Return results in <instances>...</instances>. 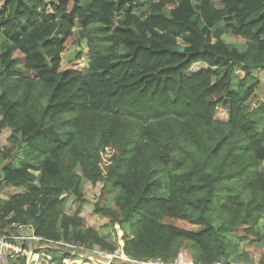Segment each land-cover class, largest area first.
<instances>
[{"label":"trees","instance_id":"trees-1","mask_svg":"<svg viewBox=\"0 0 264 264\" xmlns=\"http://www.w3.org/2000/svg\"><path fill=\"white\" fill-rule=\"evenodd\" d=\"M0 3V132L20 150L3 163L0 148V235L26 223L46 240L113 251L81 216L84 178L114 194L115 209L93 205L111 227L135 217L123 251L136 260L171 262L183 247L193 264H264V250L254 261L229 240L242 226L261 239L264 99L247 101L264 70V0ZM73 35L87 65L62 70ZM161 168L167 189L150 194ZM68 196L75 207L61 214ZM27 250L7 264H96L66 248Z\"/></svg>","mask_w":264,"mask_h":264},{"label":"rangeland","instance_id":"rangeland-1","mask_svg":"<svg viewBox=\"0 0 264 264\" xmlns=\"http://www.w3.org/2000/svg\"><path fill=\"white\" fill-rule=\"evenodd\" d=\"M1 4V3H0ZM206 40H211L213 42L214 40L211 38L213 29L212 27L207 24L205 30H204ZM223 39L226 42L232 43L234 46H236L239 50L242 48V40L235 36H225L223 35ZM76 36L73 35L65 44V50L61 54V69L62 70H70V71H77L80 70L82 67L87 65V58L85 57L87 46L84 44V42L76 43ZM21 67V66H20ZM253 74L258 77L259 79V86L255 90L254 94L251 96V98L247 101L248 105L250 107L257 106L261 101L264 99V70H255L253 71ZM10 132L9 130H4L0 132V148L6 147L9 150L10 154L8 158L3 162L6 163L9 161L13 154L20 155V150L14 142H12L10 138ZM2 164H0L1 167ZM37 174V172H35ZM79 173V172H78ZM81 173H79V176ZM154 181H158V183H152L150 182V194H163L165 193L167 189V177H166V170L165 168H161V170H158L155 175L153 176ZM158 179V180H157ZM81 191L83 193V197L85 199V204L83 206V209L81 211V216L84 218L86 225L94 228L98 233L102 234L103 236H108V241H111L114 243L115 247H120L122 245L123 248V236H130L135 233L132 222L135 219L131 217V221L127 223H114V226L111 227L109 225V219L107 217H103L99 214H95L93 212V205L95 203H100V205H107L112 209H115L116 206L113 202V196L112 192H104V194H101V187L102 185L98 183L97 185H92L89 181L82 178L81 179ZM5 191L12 192L13 189H7ZM16 191H18L16 189ZM6 193V192H4ZM0 197H5L4 194H1ZM104 203V204H103ZM75 207V198L67 197L65 200V203L63 207L61 208L60 213L61 214H69L72 212V210ZM177 226L185 227V228H196L195 226H191L187 222L180 220V219H173L172 220ZM247 226H245L246 228ZM122 228V229H121ZM244 226L238 228L233 233L229 235V240L232 244L236 245L238 251H245L247 254H249L250 258L256 261L262 251L264 250V213L260 214L254 229L257 230L260 235L261 239L259 241H255V237L253 235H245L244 233ZM51 247L57 248V249H63V245H50ZM114 247V248H115ZM23 248L31 249L33 248L32 245L30 246L26 242H23V247L18 252L22 251ZM33 250V249H32ZM25 252V250H23ZM179 251L183 252L186 256L187 260H191V252L185 248L179 249ZM178 251V252H179ZM28 252V250H27ZM81 258V257H80ZM7 258L2 264H7ZM19 264V263H16ZM239 264H245V263H239Z\"/></svg>","mask_w":264,"mask_h":264},{"label":"built area","instance_id":"built-area-1","mask_svg":"<svg viewBox=\"0 0 264 264\" xmlns=\"http://www.w3.org/2000/svg\"><path fill=\"white\" fill-rule=\"evenodd\" d=\"M11 227H15L16 231H12ZM23 242L32 245L33 248H29L28 251L49 248L50 245H63V249L66 248L68 251L76 252L80 257H86L96 264H193L191 260L186 259L185 254L181 251L177 253L171 262H165L160 258L136 260L123 251L122 245L115 247L113 251H106L96 246L81 248L61 241L46 240L35 235L33 226L26 223H13L0 235V264L6 260V257L17 254L23 247Z\"/></svg>","mask_w":264,"mask_h":264}]
</instances>
